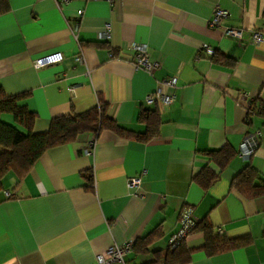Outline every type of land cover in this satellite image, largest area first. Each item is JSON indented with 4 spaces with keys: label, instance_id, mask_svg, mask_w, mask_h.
<instances>
[{
    "label": "crops",
    "instance_id": "1",
    "mask_svg": "<svg viewBox=\"0 0 264 264\" xmlns=\"http://www.w3.org/2000/svg\"><path fill=\"white\" fill-rule=\"evenodd\" d=\"M215 8L228 16L212 30L207 21ZM227 28L241 30L242 41L224 38ZM252 32L262 35L256 46L248 42ZM133 44H144L158 65L151 74L134 69ZM53 52L62 54L59 64L32 67ZM167 78L177 80L167 90L173 102L146 106L144 98ZM0 89L6 96L29 94L33 134L100 99L109 120L139 135L83 134L43 153L25 176L8 172L0 190V264H93L108 247L156 230L146 253L124 258V264H150L155 252L167 249L185 208L215 234L247 239L209 257L202 234L192 233L184 240L187 264H264V197L246 199L230 187L247 165L264 181V116L245 122L249 104L264 106V0H71L59 7L53 0H0ZM142 110L155 111L159 120L147 140L138 121ZM0 119L12 124L8 115ZM253 135L257 144L245 162L238 148ZM223 147L235 156L204 191L193 177L205 167L218 172L205 153ZM83 172L92 173V191ZM136 177L139 188L128 191Z\"/></svg>",
    "mask_w": 264,
    "mask_h": 264
},
{
    "label": "trees",
    "instance_id": "2",
    "mask_svg": "<svg viewBox=\"0 0 264 264\" xmlns=\"http://www.w3.org/2000/svg\"><path fill=\"white\" fill-rule=\"evenodd\" d=\"M28 99V93L6 96L0 89V117L8 115L12 119V124L4 123L0 119V190L1 181L8 172H13L18 177L25 176L43 153L72 144L83 134H93L96 137L99 132L106 130L119 138L139 137L109 120L106 117V104L100 99L95 108L79 115L71 113L54 118L50 121L45 133L33 134L32 127L36 115L27 109ZM254 115L264 116L262 103L249 104L245 122L248 123L250 117ZM138 121L146 128L142 140H147L155 135L156 127L159 124L155 111L142 110L139 113ZM205 155L211 163L216 165L218 172H213L205 167L193 177V181L204 191H207L219 179L221 171L235 156V153L229 148L223 147L216 151L206 152ZM80 177L86 181L87 190L92 191V173L83 172ZM230 187L246 199L264 197V181L249 165L233 177ZM195 232L202 234L204 239L202 250L209 257L238 249L247 243L245 238L229 240L218 233L215 234L206 219L200 223L194 222L189 230V235ZM158 236V232L154 230L136 240L131 252L146 253L147 248L158 239ZM190 253L184 246V240L173 249L168 244L164 252L154 253L155 259L150 264H187L190 261Z\"/></svg>",
    "mask_w": 264,
    "mask_h": 264
},
{
    "label": "built area",
    "instance_id": "3",
    "mask_svg": "<svg viewBox=\"0 0 264 264\" xmlns=\"http://www.w3.org/2000/svg\"><path fill=\"white\" fill-rule=\"evenodd\" d=\"M71 0H53L57 7L61 5H65L69 3ZM99 1V0H94ZM109 5L113 3V0H104ZM228 16L227 12L224 10H220L215 8L211 14L210 19L207 21V25L209 29H220L221 23ZM108 30L109 25L104 26V33H102L104 39H108ZM221 34L224 38L234 40L236 42H241L243 39L242 31L236 29H223ZM262 41V35L259 32H252L250 34L249 43L252 45H258ZM131 51L134 54L133 67L136 70L144 71L147 74H151L158 68V65L152 62L149 59L147 48L144 44H133L130 46ZM201 51L204 52L207 56H212L213 51L208 48L206 45L201 46ZM62 54L59 52L49 53L43 56L36 58L32 67L36 70L57 65L62 61ZM75 61L80 63L82 61V57L77 55ZM177 87L176 78H167L162 80L155 91L152 94H149L144 98V104L146 106H151L154 103L159 104L161 107H165L170 105L173 102V96L167 93V90L174 89ZM254 143H256L255 136L246 137L238 148V157L241 160L247 162L250 157L254 154ZM94 145V140L87 144L86 152L91 150ZM140 177H136L128 180L126 188L128 191H134L139 188L140 185ZM138 194L133 193L132 196L136 197ZM6 198H11L12 195L8 192L5 193ZM194 218L192 217V211L189 208H185L180 212L179 215V228L177 232L171 236L169 239V246L171 249L175 248L181 241L185 240V238L189 235V230L194 225ZM133 243L126 242L122 245H112L108 247L102 254H98L95 256V260L93 264H124V258L131 252Z\"/></svg>",
    "mask_w": 264,
    "mask_h": 264
}]
</instances>
